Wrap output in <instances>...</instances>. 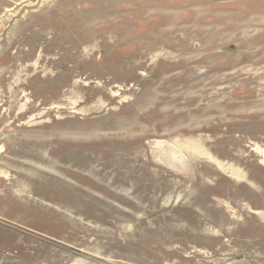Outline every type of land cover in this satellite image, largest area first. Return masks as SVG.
<instances>
[{
    "label": "rangeland",
    "instance_id": "1",
    "mask_svg": "<svg viewBox=\"0 0 264 264\" xmlns=\"http://www.w3.org/2000/svg\"><path fill=\"white\" fill-rule=\"evenodd\" d=\"M0 264H264V0H0Z\"/></svg>",
    "mask_w": 264,
    "mask_h": 264
},
{
    "label": "bare ground",
    "instance_id": "2",
    "mask_svg": "<svg viewBox=\"0 0 264 264\" xmlns=\"http://www.w3.org/2000/svg\"><path fill=\"white\" fill-rule=\"evenodd\" d=\"M228 170V169H227ZM233 172V171H232ZM235 176V174H233Z\"/></svg>",
    "mask_w": 264,
    "mask_h": 264
}]
</instances>
